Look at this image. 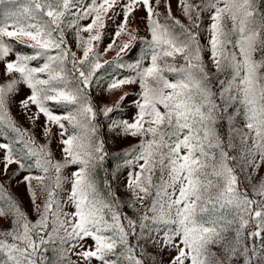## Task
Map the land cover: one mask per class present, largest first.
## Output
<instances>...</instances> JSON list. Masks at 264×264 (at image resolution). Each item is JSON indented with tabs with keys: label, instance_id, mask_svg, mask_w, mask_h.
Masks as SVG:
<instances>
[{
	"label": "snow or ice",
	"instance_id": "1",
	"mask_svg": "<svg viewBox=\"0 0 264 264\" xmlns=\"http://www.w3.org/2000/svg\"><path fill=\"white\" fill-rule=\"evenodd\" d=\"M0 5V264H264V0H177L187 24L171 0ZM141 10L144 37L132 27ZM118 16L105 52L127 39L101 62L103 30ZM102 69L132 73L113 76L108 93L139 85L131 119L127 92L112 106L93 103ZM22 87L28 128L11 113ZM128 138L136 143L109 151ZM124 170L121 197L112 180Z\"/></svg>",
	"mask_w": 264,
	"mask_h": 264
},
{
	"label": "trees",
	"instance_id": "2",
	"mask_svg": "<svg viewBox=\"0 0 264 264\" xmlns=\"http://www.w3.org/2000/svg\"><path fill=\"white\" fill-rule=\"evenodd\" d=\"M171 6H172V11H173V15L176 16L178 19H180L183 23L187 24L188 21L184 18V16L181 14V12L177 9L176 5L173 4L172 0H171ZM5 7V5H0V9H3ZM109 15H111V13H109ZM141 17L143 16H135V23L132 25V27L134 28H138L139 32H138V36L139 37H144L147 35V32L145 30V24L144 21L141 19ZM116 19V17L114 18ZM111 25H112V20H108L107 21V27L103 30L104 31V35H103V39L99 42L98 44V48L97 50L99 51V53L101 54V62L107 60V61H113L116 58L117 52L119 50H112V51H107L105 52V43H104V39L107 37V35L111 32ZM85 36H87V34H84ZM127 37L126 35L122 36L121 42L126 40ZM204 42V41H202ZM69 43L72 44L73 47V51H77V46L72 42V38L71 35H69ZM141 47V45L139 43H137L131 50L130 52L125 55V62H132L137 58V53L139 48ZM18 50L20 51H29L26 48H20L18 46ZM77 55L80 56L81 53L79 51H77ZM205 60H207V54H205ZM108 66L106 65V68ZM4 69L5 66L3 63H0V83H4L6 82V79H8L5 75H4ZM101 79L99 82H97L96 85L93 86V88L91 89V95H92V99H93V103L97 106V108L99 109L103 104H107V102L109 101L110 97L112 96V94L114 93H109L108 95L104 96V93H108L107 91H105V88L107 86V83L110 81V79L113 76L116 77H123V76H128V75H132L131 72H129L128 69H121V70H114V69H109L107 72L102 69L101 72L99 73ZM11 113L12 115L19 121V123L23 126L28 128L29 126L24 122L22 115L20 113V110L18 108V103L16 101V97H15V102L12 104L11 106ZM101 119V124H102V128L101 131L104 133L105 138H108V132H107V128L105 127L107 124V120H105L103 117L100 118ZM227 125L224 124L223 126H221L220 131L221 134H226L227 133ZM109 151L110 152H115V151H119L121 149H114L113 144L110 142L108 145ZM115 161L114 160H109L108 163L105 165V167L108 169L109 172L112 171L113 165H114ZM105 171L103 169H101L98 173V178L100 181H103V179L105 178ZM264 176V175H263ZM112 184H113V188L114 190H116L117 194L120 195L121 197H123V194L121 192V188H120V174L118 175L117 178H114L112 180ZM125 211L128 212L129 215H131V210L125 208Z\"/></svg>",
	"mask_w": 264,
	"mask_h": 264
},
{
	"label": "rangeland",
	"instance_id": "3",
	"mask_svg": "<svg viewBox=\"0 0 264 264\" xmlns=\"http://www.w3.org/2000/svg\"><path fill=\"white\" fill-rule=\"evenodd\" d=\"M172 2L177 7V0H172ZM144 15H145V13L143 12V10H141V11H139V12H137L135 14V16H144ZM122 19H123L122 16H118L115 19V23H113V21H112V25H111V29H110L111 32L104 39V43H105L104 47L105 48H107V46L110 43H112L113 34H114L115 30H116V25L119 24ZM83 23H88V21H84ZM122 36H120L119 38H116V46L114 47L113 50H119V46L122 43L121 42ZM11 58L14 59V57H11ZM139 90L140 89H139V85L138 84L137 85H125L122 89L116 90L112 94V96L110 97V99L107 102V104L109 106H112L120 98V96H122L125 92L129 93L127 99L124 100L122 107L125 110L126 118L131 119V116L135 112V109L130 107V104H131V102L134 99L137 98L136 93H138ZM27 94H29V90L27 88L22 87V90H21L20 94L16 96L17 103H18L19 100L24 98V96H26ZM108 94L109 93H104V96H106ZM18 108H19V104H18ZM19 110H20V108H19ZM34 110L35 109L33 108V111ZM20 113L22 115V118H23L24 122L30 127L28 121L25 119V117H24L23 113L21 112V110H20ZM40 123H43V117H41ZM54 131H55V129H54ZM35 133H36L37 140L40 143H44V139L41 136L39 128L35 129ZM134 143H136V140H134L132 138H128V139L120 140L119 142L112 143V144L114 146V149H123V148L130 147ZM51 147L53 149V152L55 153L56 158L59 159L60 158V151H59V147H58L57 141L55 139H53ZM2 167H3V165H0V168H2ZM14 168H15V165L12 166V169H14ZM72 171H75V167H71L69 169H66V173H68V174H70ZM259 175L260 176L264 175V167H262L260 169ZM126 176H127V170H124L123 172L120 173V188H121V192L123 194V197L127 195L125 187H124V185L126 183ZM68 187H70V185H68ZM245 187H247V185H245ZM11 191L14 194H16L23 201V205H24L25 209L28 211L29 216L34 220L36 217L32 214L31 203H30L28 195H27V193L25 191L24 185L17 186L15 184V182H13L12 187H11ZM7 226H8L7 222L5 220H3V219H0V228H4V227H7Z\"/></svg>",
	"mask_w": 264,
	"mask_h": 264
}]
</instances>
